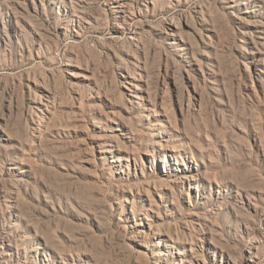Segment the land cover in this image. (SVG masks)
<instances>
[{
    "label": "rangeland",
    "instance_id": "1",
    "mask_svg": "<svg viewBox=\"0 0 264 264\" xmlns=\"http://www.w3.org/2000/svg\"><path fill=\"white\" fill-rule=\"evenodd\" d=\"M0 264H264V0H0Z\"/></svg>",
    "mask_w": 264,
    "mask_h": 264
},
{
    "label": "bare ground",
    "instance_id": "2",
    "mask_svg": "<svg viewBox=\"0 0 264 264\" xmlns=\"http://www.w3.org/2000/svg\"><path fill=\"white\" fill-rule=\"evenodd\" d=\"M9 206H10V207H13V205H12V204H9Z\"/></svg>",
    "mask_w": 264,
    "mask_h": 264
}]
</instances>
